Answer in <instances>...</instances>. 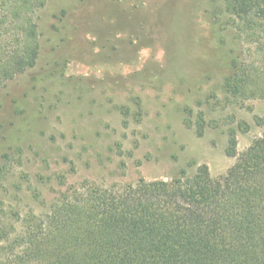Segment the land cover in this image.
<instances>
[{
  "label": "rangeland",
  "instance_id": "374dc122",
  "mask_svg": "<svg viewBox=\"0 0 264 264\" xmlns=\"http://www.w3.org/2000/svg\"><path fill=\"white\" fill-rule=\"evenodd\" d=\"M227 9L226 0L48 1L35 67L0 88V248L83 184L116 190L203 165L213 178L227 173L237 160L229 133L238 155L264 133L255 122L264 99L224 89L239 53Z\"/></svg>",
  "mask_w": 264,
  "mask_h": 264
},
{
  "label": "trees",
  "instance_id": "16d2710c",
  "mask_svg": "<svg viewBox=\"0 0 264 264\" xmlns=\"http://www.w3.org/2000/svg\"><path fill=\"white\" fill-rule=\"evenodd\" d=\"M49 0H0V88L35 67L38 12ZM239 44L224 89L238 100L264 99V0H226ZM264 128V117L255 118ZM196 133L204 135L203 113ZM240 129L248 132L249 125ZM213 178L203 165L171 181L144 179L121 189L83 184L0 251V264H264V133Z\"/></svg>",
  "mask_w": 264,
  "mask_h": 264
}]
</instances>
